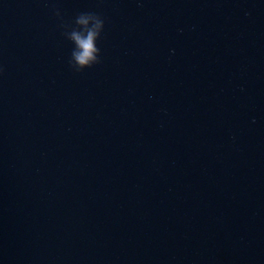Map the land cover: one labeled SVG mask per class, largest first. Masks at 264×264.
<instances>
[{
    "label": "water",
    "instance_id": "1",
    "mask_svg": "<svg viewBox=\"0 0 264 264\" xmlns=\"http://www.w3.org/2000/svg\"><path fill=\"white\" fill-rule=\"evenodd\" d=\"M0 264H264V0H0Z\"/></svg>",
    "mask_w": 264,
    "mask_h": 264
},
{
    "label": "clouds",
    "instance_id": "2",
    "mask_svg": "<svg viewBox=\"0 0 264 264\" xmlns=\"http://www.w3.org/2000/svg\"><path fill=\"white\" fill-rule=\"evenodd\" d=\"M75 24L77 28L67 36L75 44L68 63L72 70L79 73L100 62L96 41L103 29V20L96 15L85 13L77 17Z\"/></svg>",
    "mask_w": 264,
    "mask_h": 264
}]
</instances>
